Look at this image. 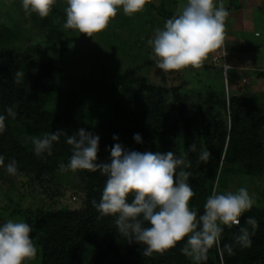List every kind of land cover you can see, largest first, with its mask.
<instances>
[{"label": "trees", "instance_id": "trees-1", "mask_svg": "<svg viewBox=\"0 0 264 264\" xmlns=\"http://www.w3.org/2000/svg\"><path fill=\"white\" fill-rule=\"evenodd\" d=\"M61 13L57 0L50 14ZM31 18L38 26L51 27L46 17L32 13ZM51 28L59 31L55 30L58 40L47 47L49 54L45 49L39 51L42 61L36 70L16 52L0 55V113L9 106L17 113L14 119H6V131L0 135V154L6 162L17 161L16 174L32 175V180L40 185L63 173L77 176L85 186L79 208L36 209L33 225L40 229L37 243L42 264H195L181 252L183 241L151 256H144L143 246L138 243H128L118 232L115 218L101 216L91 203L93 199L99 201L106 177L88 170H61L60 165L67 164L72 154L65 134L54 143L53 154L42 157L35 155L28 138L56 130L72 135L85 128L100 136V160L109 158V148L117 142L141 152L187 153V159L192 162L188 182L195 192L190 207L203 213L213 188L222 192L220 162L229 173L263 171L264 97L254 93L226 96L224 90L215 89L188 93L177 87L147 84L131 87L112 82L111 90L89 89V94L79 102L73 87L82 82L64 74L67 46L74 40V34L60 31L58 24H52ZM6 30L12 34L11 29ZM239 49L252 57L257 46L242 41ZM16 71L25 73L22 84L15 83ZM44 79L50 81L39 99L36 86ZM85 108L88 110L84 113ZM98 111L103 114L97 117ZM134 133L142 135V144L133 140ZM113 134L118 135V141L113 140ZM189 145H195L196 151H189ZM203 148L210 150L211 156L207 163H198ZM3 173L7 172L0 169V174ZM246 217H254L258 227L251 236V246L241 248L234 238L241 227L251 231V226L245 223ZM221 244L231 245L233 254L213 247L205 264H264V207L254 205L240 217V225L225 226ZM84 250L88 251L89 260L82 256Z\"/></svg>", "mask_w": 264, "mask_h": 264}, {"label": "clouds", "instance_id": "clouds-1", "mask_svg": "<svg viewBox=\"0 0 264 264\" xmlns=\"http://www.w3.org/2000/svg\"><path fill=\"white\" fill-rule=\"evenodd\" d=\"M153 0H66L64 9L65 29H74L89 37L105 30L109 22L122 9L125 15L142 12ZM57 0H21L25 14L47 17ZM229 15L223 3L217 0H187L182 9L168 18L163 28L157 29L148 40L157 57V67L167 73L187 67L201 68L209 54L222 48L225 38V20ZM25 79L23 71L14 73L16 84ZM17 113L9 106L0 113V135L6 131V119H14ZM66 135L71 145V156L67 164H61L63 171L88 170L106 177L99 201L92 205L101 216H112L118 232L128 243L143 246V255L163 253L183 241L181 252L195 264H205L208 252L217 250L233 254L229 244H221L225 226L240 225V217L255 204L246 187L235 192H219L214 187L206 199L203 213L190 207L195 192L188 182L192 173V162L187 153L178 155L173 151L152 152L130 149L120 142L109 148L107 160H100V136L85 128L72 135L62 130L31 136L32 150L38 157L53 154L54 143ZM113 140L118 141L117 134ZM136 143H143L140 133L133 134ZM195 152L196 146L189 145ZM210 150L203 148L197 162L207 163ZM0 169L10 175L18 171L15 159L0 154ZM235 243L241 248L250 247L251 236L258 227L254 217H246ZM33 226L24 220L9 218L0 223V264H25L37 256L38 249L30 233Z\"/></svg>", "mask_w": 264, "mask_h": 264}, {"label": "rangeland", "instance_id": "rangeland-1", "mask_svg": "<svg viewBox=\"0 0 264 264\" xmlns=\"http://www.w3.org/2000/svg\"><path fill=\"white\" fill-rule=\"evenodd\" d=\"M58 1L63 13L49 14L46 20L51 27L52 24H58L60 31L74 34V40L67 46L64 74L84 82L73 87L79 102L89 94V89L111 90L112 82L130 84L131 87L139 84L177 87L181 92L188 93L215 89L224 90L226 96H249L254 93L264 97V72L255 68L250 55L239 49V44L246 39L254 43V32L260 40L264 38V26L261 25L262 22L264 24V0H217L229 12L225 20L222 48L210 53L199 69L189 66L167 73L157 67L158 58L148 40L153 38L157 29L163 28L168 18L182 9L187 0H153L142 12L131 17L121 9L108 27L93 37L63 27L66 0ZM252 16H261L263 21L259 19V22L262 30L256 27V23L253 25ZM51 27L36 25L31 14H25L21 0H0V55L5 57L16 52L36 70L42 61L39 51H46L47 47L58 40L56 33L59 31ZM7 28L11 29L12 34L9 35ZM11 35L14 37L11 38ZM46 52L49 54L48 50ZM224 62L227 64L225 72ZM49 81L44 79L36 86L39 99H42ZM65 88L62 87L63 90ZM87 110L85 108L84 113ZM102 111L96 112L95 116L102 115ZM220 167L223 169L219 178L222 192H235L241 186L246 187L255 200L254 205L264 207V169L258 173H245L241 170L229 173L222 162ZM84 195L85 186L75 175L59 173L50 182L40 185L32 180V175L0 174V223L12 218L22 219L33 226L30 236L38 252L35 259L27 260L25 264H42L41 248L37 243L40 229L33 225L36 209L79 208L83 204ZM82 256L90 259L86 250Z\"/></svg>", "mask_w": 264, "mask_h": 264}, {"label": "crops", "instance_id": "crops-1", "mask_svg": "<svg viewBox=\"0 0 264 264\" xmlns=\"http://www.w3.org/2000/svg\"><path fill=\"white\" fill-rule=\"evenodd\" d=\"M260 17V18H259ZM252 19H253V25L256 23V27H258V28H260V30H262V27H261V25L262 26H264V24H263V22H262V24L260 25V22H259V19L261 20V21H263L262 20V18H261V16H256V17H254V16H252ZM258 22V23H257ZM250 33V32H249ZM255 33L256 32H254L253 33V35H252V39H254L253 41H254V43L253 42H250L249 40H244V41H246V42H249V43H251L253 46H257V51H255L256 53V55L254 54V55H252V57H251V55L249 54V53H247V52H245V53H247V54H249L250 56H249V58L251 59V61L253 62L252 64H254V67L255 68H257L259 71H263L264 72V53H263V49H264V38H262L261 40L255 35ZM261 36H263L262 34H261ZM259 49V50H258ZM263 72L261 73L260 72V74H263ZM263 76H264V74H263Z\"/></svg>", "mask_w": 264, "mask_h": 264}, {"label": "built area", "instance_id": "built-area-1", "mask_svg": "<svg viewBox=\"0 0 264 264\" xmlns=\"http://www.w3.org/2000/svg\"><path fill=\"white\" fill-rule=\"evenodd\" d=\"M224 72H225V70H226V68H227V64H225V62H224ZM74 198V197H73Z\"/></svg>", "mask_w": 264, "mask_h": 264}]
</instances>
